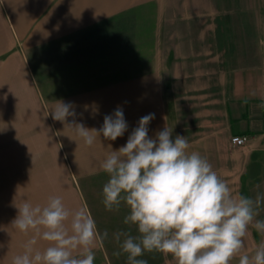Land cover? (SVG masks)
I'll return each mask as SVG.
<instances>
[{
  "label": "crops",
  "instance_id": "1",
  "mask_svg": "<svg viewBox=\"0 0 264 264\" xmlns=\"http://www.w3.org/2000/svg\"><path fill=\"white\" fill-rule=\"evenodd\" d=\"M215 10L210 0H0V264L36 235L14 227L18 207L50 197L91 215L94 264H110L92 186L108 181L101 163L150 113V138L168 127L233 194L264 198V38L256 59L252 44L237 58L243 49L221 34ZM194 19L197 31L183 32ZM56 102L76 115L54 120ZM118 108L128 127L115 141L87 146L68 127L99 130ZM238 136L247 142L234 145ZM48 246L37 238L38 250Z\"/></svg>",
  "mask_w": 264,
  "mask_h": 264
},
{
  "label": "clouds",
  "instance_id": "2",
  "mask_svg": "<svg viewBox=\"0 0 264 264\" xmlns=\"http://www.w3.org/2000/svg\"><path fill=\"white\" fill-rule=\"evenodd\" d=\"M259 107L264 109V104ZM70 109V104L56 102L52 118L63 123L76 115ZM152 119L151 113L140 118L126 145L111 150L100 165L109 176L102 189L105 208L118 210L126 204L130 214L124 223L138 227V236L115 234L117 242L124 237L121 249L128 264H147L137 257L153 251L171 255L177 264H230L241 253L250 225L264 233V220H255L264 198L233 195L208 160L188 151L185 136L173 140L168 127L150 138L147 126ZM68 127L92 146L100 135L115 141L128 125L118 108L104 117L99 130L75 122ZM13 225L22 233L36 235L12 264H94L95 220L83 209L69 210L60 197H50L43 207L25 201ZM107 237L105 231L100 238ZM37 238L49 246L38 250ZM77 250L79 255H74ZM239 264H264V242L254 255H239Z\"/></svg>",
  "mask_w": 264,
  "mask_h": 264
},
{
  "label": "rangeland",
  "instance_id": "3",
  "mask_svg": "<svg viewBox=\"0 0 264 264\" xmlns=\"http://www.w3.org/2000/svg\"><path fill=\"white\" fill-rule=\"evenodd\" d=\"M214 5H219V10H215L219 15V27L221 34L227 38L231 37L233 40L234 47L239 46L241 54L237 53V58L246 57L249 45L252 44L254 59H256L260 53V36L264 38V0H210ZM207 10V9H206ZM192 11L190 10V13ZM207 14V13H206ZM192 16V15H190ZM206 21L209 16H205ZM211 17V16H210ZM198 19L192 20L189 25H184L183 32H194L198 29ZM211 24L205 23V31H212L210 28L213 27ZM245 36V37H244ZM246 39V40H245ZM228 45V44H226ZM238 47V48H239ZM228 49V48H227ZM238 52L239 49H238ZM257 56V57H256ZM250 57V54L248 55ZM252 59V57L250 58ZM1 155V154H0ZM94 197L93 207L96 212L99 228L105 229L108 233L106 238L107 248L104 250V256L108 258L110 264H128L127 254L123 253L121 244L124 237H121L120 241L117 242L115 234L118 232H127L132 236H138V227L133 224H125V217L130 214V209L126 204L122 203L119 209H113L108 211L103 204V194L101 185H93ZM237 187V186H236ZM256 187V186H253ZM256 190V189H254ZM247 192L244 191L243 196L247 197ZM233 195H237L234 193ZM262 196L259 192L257 194ZM255 220H264L263 217H255ZM255 222V221H254ZM244 247L239 255H254L257 246L264 242V233L258 232L252 225L249 226L246 236L243 238ZM120 252L119 256L114 253ZM239 255L237 256V264H239ZM137 259H143L147 261V264H177L174 257L166 255L157 251L145 252L142 256Z\"/></svg>",
  "mask_w": 264,
  "mask_h": 264
},
{
  "label": "built area",
  "instance_id": "4",
  "mask_svg": "<svg viewBox=\"0 0 264 264\" xmlns=\"http://www.w3.org/2000/svg\"><path fill=\"white\" fill-rule=\"evenodd\" d=\"M247 142V138L246 137H234L232 138V143L234 145H237V146H242L244 145L245 143Z\"/></svg>",
  "mask_w": 264,
  "mask_h": 264
}]
</instances>
